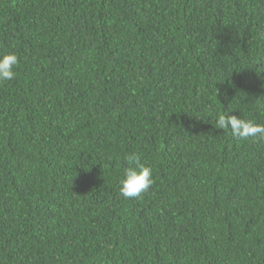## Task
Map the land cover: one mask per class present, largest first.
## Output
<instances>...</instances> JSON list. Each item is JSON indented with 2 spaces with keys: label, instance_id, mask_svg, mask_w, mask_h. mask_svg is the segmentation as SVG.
<instances>
[{
  "label": "trees",
  "instance_id": "1",
  "mask_svg": "<svg viewBox=\"0 0 264 264\" xmlns=\"http://www.w3.org/2000/svg\"><path fill=\"white\" fill-rule=\"evenodd\" d=\"M12 52L0 264H264V0H0Z\"/></svg>",
  "mask_w": 264,
  "mask_h": 264
},
{
  "label": "clouds",
  "instance_id": "2",
  "mask_svg": "<svg viewBox=\"0 0 264 264\" xmlns=\"http://www.w3.org/2000/svg\"><path fill=\"white\" fill-rule=\"evenodd\" d=\"M18 64L19 58L14 52L0 56V83L15 79ZM217 127L218 129L228 127L232 136L238 140L264 139V124L235 115H218ZM124 160L127 167L124 168L123 177L119 181V194L125 199L139 198L155 183L153 170L141 162L136 152L127 154Z\"/></svg>",
  "mask_w": 264,
  "mask_h": 264
}]
</instances>
